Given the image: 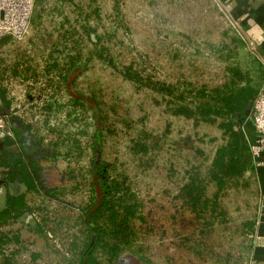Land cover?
<instances>
[{"label": "rangeland", "instance_id": "rangeland-1", "mask_svg": "<svg viewBox=\"0 0 264 264\" xmlns=\"http://www.w3.org/2000/svg\"><path fill=\"white\" fill-rule=\"evenodd\" d=\"M232 1L35 0L24 35L0 39V90L16 100L12 116L21 124L19 143L25 141L28 157L38 162L43 187L25 195L27 212L2 226L22 245L4 246L0 264L62 262L70 256L72 244L85 239L80 212L94 198L96 124L89 104H96L102 116V164L105 169L113 166L108 170L112 175L128 176V186L142 203V218L132 223L133 251L124 252L118 264H222L219 256L227 251L232 264H248L251 237L242 225L257 216L254 179L221 197L227 227L198 218L178 196L185 170L210 159L222 130L217 123L194 125L174 115L159 92L119 72L132 65L155 81L218 83L223 73L217 56L223 45L237 48L236 30L247 45L234 49L231 58L245 66L246 56H257V45ZM84 21L95 31L84 30ZM96 36L105 57L98 56L89 39ZM76 53L80 59L75 74L66 80L68 60ZM71 84L76 95L68 91ZM81 97L84 101L76 102ZM8 125L4 124V134L12 138ZM143 133L157 141L147 153L137 154L132 141ZM188 139L198 153L185 146ZM47 189L54 190L52 197L45 194ZM23 190L17 182L0 186V208L8 191ZM185 236L209 245L211 254L204 253L205 260L192 254L183 244Z\"/></svg>", "mask_w": 264, "mask_h": 264}, {"label": "trees", "instance_id": "trees-1", "mask_svg": "<svg viewBox=\"0 0 264 264\" xmlns=\"http://www.w3.org/2000/svg\"><path fill=\"white\" fill-rule=\"evenodd\" d=\"M258 23L261 22L258 21ZM82 27L86 31L90 29L95 31L85 21ZM235 32L233 40L237 48L223 45V52L217 56L221 61L223 73L222 80L218 83L210 84L201 80L188 79L175 83L155 81L142 76L140 72L133 69L132 65H127L119 71L124 79L159 92L174 115L191 119L194 125L200 122L217 123L222 130L220 143L215 146L210 159L207 162L192 164L185 170L184 182L179 188L178 196L182 199L183 205L198 218L207 219L210 224L217 221L224 227H227L229 218L221 204V197L231 188L247 186L253 179L255 165L250 141L244 129L249 124L252 103L261 91V81L264 76L263 63L258 56H246L245 66L231 58L235 54L234 49L247 45L240 32L237 30ZM4 37L13 38L10 35H3L0 39ZM89 39L95 46L94 50L97 51L98 56L105 57L102 54L105 48L100 45L99 36H96L95 40ZM250 39L254 40V37L250 36ZM79 59L80 55L76 53L74 59L70 57L68 60L69 68L64 72L66 80L74 76L75 62ZM53 63L58 65L57 62ZM85 67L79 62L80 71ZM68 91L74 95L77 94L72 89V84L68 85ZM81 100L84 101L81 97L76 102ZM89 106L92 108V117L96 124L92 134L94 138L92 171L94 198L80 212L85 222L83 228L85 239L73 243L69 249L70 256L64 257L62 262L51 264H118L124 252L133 251L136 233L132 223L136 218H142V203L137 193L128 186V176L120 173L112 175L108 173V170L113 166L105 169L102 164L100 159L103 136L102 116L96 104H89ZM155 141L157 137L143 133L141 138L132 141V149L137 154L147 153L154 147L155 144L150 145ZM185 141L186 147H190L196 153L199 152L191 145L189 139ZM12 145L11 138L5 135L0 137V178L9 183L18 180L25 189L17 194L8 191L4 197V204L0 208V254L4 246L10 243L22 245L17 235H10V231L3 230L2 226L8 224L10 220H17L28 211L25 202L27 193L41 191L43 188L38 162L26 157L18 149L12 148ZM53 191L47 189L45 194L52 197ZM255 220L256 216L254 219L246 220L242 225L244 232L245 230L249 232L248 236L251 235ZM36 230L42 233L39 227ZM190 236L182 238L184 246L192 254L201 256L202 260H205L204 253L211 254L210 246L203 241L193 240ZM32 257L35 258L38 255L32 254ZM219 260L222 264H232L233 256L227 251L219 256ZM5 263L10 264L9 262L2 264Z\"/></svg>", "mask_w": 264, "mask_h": 264}, {"label": "crops", "instance_id": "crops-1", "mask_svg": "<svg viewBox=\"0 0 264 264\" xmlns=\"http://www.w3.org/2000/svg\"><path fill=\"white\" fill-rule=\"evenodd\" d=\"M264 2L262 0H233L231 5H235L236 8V16L237 18H241L242 26L246 29L249 37L253 36L254 41L257 45V56L261 59L264 68ZM263 4V5H262ZM252 6H257V8H252ZM259 9V10H258ZM260 21L261 23H258ZM1 87V86H0ZM261 91L264 92V76L261 81ZM8 95V92L0 90V116L7 115L6 125L9 124L8 128L12 129L13 136L12 140L14 144L12 148L16 149L14 145H16L17 149L21 151L23 154L28 157L27 149L24 147V142L18 139L19 134L22 133L20 130V121L16 119L14 115L15 113L12 111L17 107L15 104L16 100ZM11 117V121H9ZM245 132L247 134V139H249L250 143H252L255 139L254 129L250 124L245 127ZM2 179V178H0ZM253 179L256 182V186L258 188V197H259V205L256 220L253 226V230L251 232V248L249 253L248 264H264V166L254 168ZM25 189V186L21 184L18 180L14 181ZM9 183V182H6ZM3 183L2 185L6 184ZM24 191V190H23ZM22 191V192H23ZM21 193V192H20Z\"/></svg>", "mask_w": 264, "mask_h": 264}, {"label": "built area", "instance_id": "built-area-1", "mask_svg": "<svg viewBox=\"0 0 264 264\" xmlns=\"http://www.w3.org/2000/svg\"><path fill=\"white\" fill-rule=\"evenodd\" d=\"M34 0H0V37L21 38L27 31ZM7 115L0 116V137L5 132ZM249 124L255 132L250 143L254 165L264 166V92L260 91L252 103Z\"/></svg>", "mask_w": 264, "mask_h": 264}, {"label": "water", "instance_id": "water-1", "mask_svg": "<svg viewBox=\"0 0 264 264\" xmlns=\"http://www.w3.org/2000/svg\"><path fill=\"white\" fill-rule=\"evenodd\" d=\"M6 182H7L6 180H4V179H0V185L3 184V183H6ZM27 216L30 217L29 214H28Z\"/></svg>", "mask_w": 264, "mask_h": 264}, {"label": "flooded vegetation", "instance_id": "flooded-vegetation-1", "mask_svg": "<svg viewBox=\"0 0 264 264\" xmlns=\"http://www.w3.org/2000/svg\"><path fill=\"white\" fill-rule=\"evenodd\" d=\"M9 183H6V184H4V185H8ZM0 186H2V184L0 185Z\"/></svg>", "mask_w": 264, "mask_h": 264}]
</instances>
